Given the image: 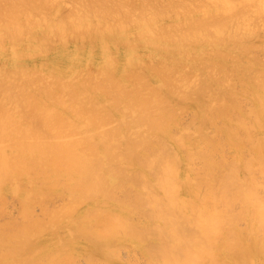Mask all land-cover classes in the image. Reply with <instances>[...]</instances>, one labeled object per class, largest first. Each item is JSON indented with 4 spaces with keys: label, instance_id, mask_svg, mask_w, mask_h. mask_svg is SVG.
<instances>
[{
    "label": "bare ground",
    "instance_id": "6f19581e",
    "mask_svg": "<svg viewBox=\"0 0 264 264\" xmlns=\"http://www.w3.org/2000/svg\"><path fill=\"white\" fill-rule=\"evenodd\" d=\"M50 1L56 2V0ZM103 1L89 0L83 5L85 9H77V12L71 9L62 13V6L57 0L58 6L52 13L61 15L62 20L60 25L55 24L53 32L64 37L62 33L65 31V26L69 25V29L79 34V37L93 43L97 41L104 52L109 45L128 42L127 36L130 34L126 31L128 27L125 30L121 27L112 28L110 23L109 26L107 24L108 19L120 18L125 23L124 27L128 26L126 22H131L133 16L136 17L133 15L134 12L130 11L132 9L130 6H134L133 3L136 7L135 1ZM151 1H149L150 5ZM158 2L163 4L159 8ZM45 4L46 0H0V19L4 22L2 24L8 38L21 36L22 31L28 27L27 30L30 32L31 16H39V10L43 11L42 7H46ZM153 4H157L155 8L148 4L149 11L144 14H147V17H141L145 22L142 23L141 28L136 27L139 30L135 34L145 33L146 36L152 34L153 42L165 38L169 46L178 48L171 52H176L179 56L181 53L179 51L185 53L189 45L201 42L202 36L213 37L210 41L211 44L215 42L214 52L203 57L204 52L202 53L201 47L196 48L193 54L198 55V57L194 56L198 61L193 58L192 62L195 60L193 62L195 66H190V69L207 70L210 74L207 78H211V83H214L212 80L214 79L216 85L214 83L210 86L208 82L207 85L196 87L197 85L195 83L192 85L190 80L184 86L197 94L198 102L188 106L183 103L181 106L173 107L169 100H172V103L174 100L172 97L168 99L164 92L168 91L172 96L177 97L180 88L171 82L169 75L171 77L172 75L167 74L168 70L164 67L156 68L159 64H152L154 67H142L143 72L140 70L139 74L132 71L135 68L131 70L129 66L131 74L125 79L129 80V83L135 80V84L123 83L124 80H121L123 75L114 74L119 70L117 65L110 67L113 63L109 61L111 64H108V58L107 61L101 60L102 66H95L99 68L100 74L97 76L101 78L98 79L94 74L88 73L85 80L82 77L85 74L83 73L79 75L82 79H77L76 82L69 76L72 67L64 71L54 68L51 71L53 76L51 84L46 83L49 82L48 80L43 82L38 78H31L35 76L32 75L34 72L27 75L30 67L27 68L26 65L23 67L27 69L26 72L12 70L20 73L22 77L19 78L20 75L12 73L14 76H10L15 78L18 76L19 80L12 78L15 82L12 81V85L10 83L11 87L6 84L0 85V207L5 203L2 202L3 199H9V196H3L4 192L11 191L14 197L20 196L18 198L25 205L24 211L21 210L25 222L23 221L22 226L20 221H17L19 224L11 222L2 225L3 227L0 225V264H66L63 261L68 258L76 259L75 256L84 253L86 257L88 256L85 258L89 260V264H100L98 260L100 255L103 257V264H112V260L118 257L117 247L114 244L122 242L131 244L128 246L131 249L125 246L128 251L140 249L146 253L149 257L148 264H264V196L261 195L264 193V182H262L264 181L262 180L264 179V75L263 69H259L262 75L260 78L251 75L252 71L256 70L252 68L254 66L252 54L259 45L255 46L257 41L253 42L256 38L248 37L253 33L243 34L247 36L244 39L237 37L239 32L248 30L249 23L255 20L254 12L263 15L264 0H154ZM152 8L157 9V12L155 13ZM78 12H81L80 16L77 15ZM43 17L40 19L42 20ZM75 19L78 22H75ZM40 22L37 24L40 25ZM118 23L124 24L119 21ZM27 30L23 33H27ZM46 33L40 39L42 42L49 39ZM209 33L211 36L208 35ZM214 38L217 40L214 41ZM258 39L260 43H264L260 37ZM186 43L188 48L183 50ZM22 53H18V57L15 58L24 55ZM172 53L170 54L178 57L177 54ZM138 60L141 63L142 60L139 58ZM88 61L90 62V59ZM108 67L116 71H108ZM91 70L93 72L94 69ZM98 70H94L96 71L94 73L97 74ZM30 71L31 69L28 70ZM124 74L126 77L125 72ZM46 75L48 76L47 73ZM10 76H5L6 83L10 82ZM253 76L257 77V81L256 78L253 80L255 82L252 81ZM222 78H226L227 85L218 88L222 84ZM250 81L255 87L260 81L257 89H252L254 85ZM250 83L253 85L252 88ZM163 90L165 91L162 92ZM214 90L215 92L220 90L218 93L222 94L223 98H219L216 93L218 100L216 97L211 102L209 98L206 100L204 92H211L214 95ZM234 90H242L243 95H248L249 92L253 94L252 99L258 110L253 109L254 104L250 100L253 107L251 105L248 111H252V115L256 113L254 119L245 109V113L243 112L245 116L240 111L237 113L240 114L239 116L242 115L239 122L233 123L239 118L231 119V115H235L236 108L234 110L233 106H229V103L226 105L222 100L239 97ZM250 96L252 95H248ZM225 97L228 98L224 99ZM246 97L244 99L247 101L248 97L247 99ZM240 103L234 104L239 105L237 109L241 110L243 107ZM185 111L193 115L192 121L189 120L190 124L176 133L181 126L175 119L179 112ZM125 113H128L126 115L129 120ZM109 115L120 121L121 129H118V126L115 129L113 126L114 130L109 128L108 131H102L101 127L108 128L109 123L106 121L112 119L111 117L108 119ZM251 119L255 120L254 123L251 121L252 124ZM230 121L236 125L234 129ZM105 123L107 127L104 126ZM218 123L226 131L223 127H219ZM128 130L130 132H127ZM171 130H175L176 134H171ZM209 131L213 132L210 133L212 136ZM224 131L228 133L227 140L236 147L230 158L228 156L233 153L231 150L230 154L226 152V157L223 153ZM255 131L260 134L259 140L256 134L253 135ZM239 132L241 136L242 133L244 134L240 140L236 139ZM132 135L133 137H130ZM234 139L244 145L254 143L251 145L252 150L244 145L242 147L247 149V151L245 149L246 154H250V151L256 152L255 155L250 154L254 156L253 160L250 155L248 159L247 156L244 158V150H240L239 147L242 144H237ZM260 140L263 144L258 143ZM219 153L223 164L217 159ZM218 166H221V169ZM254 170L260 172L262 179H255L254 174L248 177ZM55 192H65L64 196L68 200L64 199L67 202L64 203L66 206L61 209L62 204L58 207L61 209H58V212L54 209L53 213L52 207L49 208L50 210L47 208V211L53 214L52 217L48 216L53 220L52 223L51 221L47 223H51V226L56 223L55 228H58L57 223H60L61 218L63 217V220L67 216L70 221L68 218L70 216L71 224L66 223L69 224V232L62 236L63 238L59 232L49 234L42 223L43 219L34 220L29 216L32 214L30 208L36 202L34 199L38 202V199ZM30 194L36 197L32 198L34 203H31ZM27 203L31 204L30 208ZM236 204H239L237 210ZM134 215L136 217L143 215L144 220H137ZM240 222L245 225L243 229L237 226ZM72 233H75L74 238ZM75 235L84 238L86 243L79 246L75 240H72L77 238ZM149 235L156 237L158 241L145 246L142 242L147 241ZM20 252L25 256L23 259ZM46 260L47 262H44ZM127 262L133 263L132 260Z\"/></svg>",
    "mask_w": 264,
    "mask_h": 264
},
{
    "label": "rangeland",
    "instance_id": "374dc122",
    "mask_svg": "<svg viewBox=\"0 0 264 264\" xmlns=\"http://www.w3.org/2000/svg\"><path fill=\"white\" fill-rule=\"evenodd\" d=\"M79 0H59V3L61 4V9H62V13L63 12H65V11H69V10H71V9H74L76 12H77V9H79V10H81V9H85L84 8V6L83 5H85L87 2H89V0H80L79 2H78ZM87 1V2H86ZM100 1V0H99ZM103 0H101V2H102ZM106 0H104L103 2H105ZM135 1V3H136V7H135V4L133 3V5L134 6H130V7H132V9L130 10L131 12H134L133 13V15H136V17L135 16H133V18H132V16L130 17V18H132L133 20L129 23V22H126L127 23V25L128 26H125L124 27V25H125V23H124V21H121V19L120 18H116V19H120V20H116V19H108V26L110 25V27H112V28H124L125 30H126V28H127V32L128 33H130V34H132V35H134V36H132V35H128L127 36V38L129 39V43L128 42H120L121 44H116V45H109L107 48H105V49H107L105 52L103 51V48L100 46V44L97 42V41H95L94 43H95V45H94V43H93V41H88V39H83V38H81V36L79 37L75 32L73 33L70 29H69V25H66L65 26V31L62 33V36H64V37H61V34L59 35L58 33H56L55 31L53 32V30H54V28H55V26L57 25H60L61 24V15L59 16V15H56V14H54V13H52L53 12V10L54 9H56V7L58 6V4H57V0H56V2H51L50 0H46V4L44 5V6H46V7H42L44 10L43 11H41L40 12V10H39V13H37L36 12V14H39V16H37L36 14H33L34 16L36 15V17H38L39 19L41 18V17H43V14L45 13L46 14V20L44 19V17L42 18V20L40 19H37L36 17H33V16H31L30 18V25L29 26H32V28H30V29H32V30H30V32L27 30L28 28H25V30H27L28 32L27 33H30V34H27V33H23V31L24 32H26L25 30H23L22 31V33H21V36H19V35H17L16 37H13V38H10V40H13V41H10L9 40V38H8V36L6 35V30H5V27H3V24L2 23H4V22H2L1 20L2 19H0V21H1V23H0V85H3V84H6L7 86H9L10 85V83H11V85L13 84L12 83V78L14 79L15 77H11V76H14V75H20V73L21 72H26L25 70H27V69H23V67H26V66H28L27 68H29V69H31V71L30 72H28V70H27V75H28V73H33L34 72V74H32V75H35L34 77L31 75V74H29V76H32L31 78H34V79H40V80H48L49 82H46L47 84H51L52 83V78H53V76H52V74H51V71H53V69L55 68V69H59V71H64V70H67V69H69V68H71L70 70H69V72H70V74H69V76H70V79L73 81H75V80H81L82 79V77H84L85 78V80L87 79L86 78V75L89 73H91V74H94V77L95 76H97L98 74H100L99 73V68L98 67H100V66H102L103 65V62H101V60L103 61V59L104 60H106L107 61V58H108V61H107V63L109 64L111 61H112V63H113V65L111 64L110 65V67H113L114 65H115V67H116V65H117V68H118V70H119V72H117L116 71V69H113V70H115L116 71V73H114V74H120L119 76H122L121 78V80H124V82L123 83H128V84H132L134 81H131V83H129L130 81L129 80H126L125 78H127V76H129V74H131L130 72V69L132 70V68H135V69H133L132 71H134V72H136L137 74H139V73H141V71L143 72V70H141V68L142 67H145V66H153V65H157V64H159V65H157L158 67H156V68H159V67H161V68H165L166 70H168L167 71V74L169 73V74H171L172 75V77L169 75V78H170V80H171V82H173V83H175V85H177L179 88H180V90H178V92H177V97H175L174 95L172 96L171 95V93L170 92H164L165 90H163L162 92H164V95H166V97L169 99H171V97H172V99L174 100L173 101V103H172V100H169L170 102H171V105L173 106V107H175L176 105H179V106H181L183 103V105H189V104H194V103H197L198 102V96H197V94L196 93H194V92H192V90H187L186 89V87L187 86H184L185 85V83H187V82H190V80H191V83H192V85L195 83V85H197L196 87H198V86H201V85H205L206 83H208V82H210V86L212 85V84H214L215 83V85H216V81L214 80V79H212L213 80V82L214 83H211V78H207V76H209L210 74H209V72L207 71V70H205V69H200L199 71H192L191 69H190V66H195L194 64L195 63H193L197 58H194V56H196V57H198V55H194L193 53V51H195L196 52V48H199V47H201V49L203 50L202 51V53L204 54L203 55V57H205V56H208V55H211L213 52H214V50H215V42L213 43V44H211V41L213 40V37H208L207 35L206 36H202L203 38L201 39V42L199 41L198 43H196L195 45L194 44H191V45H189V48H188V43H186V47L183 49V50H185V49H187L188 48V51H185V53H184V51H183V53H182V50L181 51H179V52H181L182 54H184L183 56H181L182 54L181 53H179L180 54V56L176 53V52H171V51H173V47H172V45L171 46H169L170 44H169V42L165 39V38H163L162 40H159V41H154L153 42V38L151 37V36H153L152 34H150L149 36H146V34L144 35V34H135V32L137 31V30H139V28H141L142 26H143V22H145V20H141V17L143 16H145V17H147V14L146 15H144L146 12L148 13V7L149 6H153L154 8H155V5H157V4H153L154 3V0H153V2L151 1V0H148V1H146L145 0V2L144 1H142L141 2V0H137V2H136V0H133L132 2H134ZM149 1H151L152 3H151V5H150V2ZM161 1H163V0H161ZM72 2V3H71ZM77 2V3H76ZM146 2H148L147 4H146ZM156 3V2H155ZM64 4V5H63ZM79 4V5H78ZM148 4H149V6H148ZM162 4V3H161ZM161 4H159V2H158V8L160 7V5ZM140 5V6H139ZM143 5V6H142ZM163 5V4H162ZM74 6V7H73ZM145 6V7H144ZM78 7V8H77ZM114 7H116V6H114ZM134 7V8H133ZM137 7H139V9L137 8ZM42 8H41V10H42ZM46 8V9H45ZM129 8V7H128ZM136 8V9H135ZM157 8V7H156ZM113 9H116V8H113ZM130 9V8H129ZM145 11H143V10ZM254 9V8H253ZM252 9V10H253ZM152 10H154L155 11V13L157 12V9H153L152 8ZM264 10V9H263ZM262 10V11H263ZM46 11H48L49 13H47ZM137 11V12H136ZM255 11V10H254ZM81 12H83V10L81 11ZM81 12H78V16H80L79 14L81 13ZM141 12H143V13H141ZM32 13H34V12H32ZM31 13V14H32ZM41 13H43V14H41ZM263 13V15L259 12H254V18L253 19H255V20H253V21H251L250 23H249V27H248V30H243L242 31V33L241 32H239V34H237L238 36V38H240V39H244V38H246L245 36H243V34H245V33H249V32H252L253 34H251L250 36H248V37H250V38H256L255 40H253V42L254 41H257V42H255L256 43V45L255 46H257V44H259L260 46H262V47H260L259 45V47L257 46V47H255V49H254V52H253V56H252V58H254V64L252 63V62H250V63H252L254 66H252V68H253V70L256 68V70L255 71H252V73H251V75L253 74L254 76H257L258 78H260V76H262L261 75V73L259 72V69H263V75H264V43H260V39H258L259 37L264 41V12H262ZM30 14V15H31ZM44 14V15H45ZM51 14V15H50ZM83 14V13H82ZM131 15H132V13H131ZM41 16V17H40ZM77 16V17H78ZM48 17H49V19H48ZM134 17H135V21L136 20H141L140 22H138V21H134ZM256 17V18H255ZM36 18V19H35ZM144 19V18H143ZM256 19H258V20H256ZM76 21L75 22H78L77 21V19H75ZM131 20V19H130ZM41 21V22H40ZM72 21H73V19H72ZM111 21V22H110ZM112 21H113V23H112ZM118 21L119 22H121V24L122 23H124L123 25H120V23H118ZM40 22V25L39 24H37V23H39ZM52 22V23H51ZM51 23V24H50ZM110 23V24H109ZM162 23H164V22H162ZM162 23H160V24H162ZM56 24V25H55ZM104 24H106L105 22H104ZM120 25V26H117V25ZM130 24H132V25H130ZM34 26V27H33ZM116 26V27H115ZM132 26V27H131ZM139 26V28L137 29L136 27H138ZM144 26H145V24H144ZM39 27V28H38ZM48 27V28H47ZM51 27V28H50ZM68 27V28H67ZM50 28V29H49ZM34 29V30H33ZM47 29H48V33H46L47 32ZM123 29V30H124ZM261 29V30H260ZM133 31V32H132ZM213 31V30H212ZM255 31V32H254ZM126 32V33H127ZM262 32V33H261ZM5 33V34H4ZM32 33V34H31ZM42 33V34H41ZM46 33V35L47 36H49V39L47 40V41H45V42H42L40 39H41V37H43V34H45ZM52 33H54L53 35H52ZM211 33H213V32H211ZM258 35H257V34ZM6 35V36H4L5 37V39H2V38H4L3 37V35ZM36 34V35H35ZM57 34V35H56ZM74 34H75V36H74ZM255 34V35H254ZM263 34V35H262ZM27 35H30V36H27ZM46 35H44V36H46ZM59 35V36H58ZM137 35V36H136ZM138 35H142V36H138ZM208 35H210V33L208 34ZM18 36H19V39H18ZM35 36H37V37H35ZM51 36V37H50ZM56 36V37H55ZM131 36V37H130ZM145 36V37H144ZM211 36V35H210ZM212 36H214L213 34H212ZM255 36V37H254ZM258 38H257V37ZM39 37V38H38ZM54 37V39H52ZM62 39H61V38ZM72 37H74V38H72ZM77 37H79V38H77ZM83 37V36H82ZM134 37H135V39H134ZM143 37V38H142ZM17 39V41H16V39ZM26 38L28 39V40H26ZM31 38H35L34 40H32ZM37 38V39H36ZM56 38V39H55ZM58 38H60V40L58 39ZM210 38H212V40L210 39ZM3 40V42H2V40ZM51 39V40H50ZM58 39V40H57ZM71 39V40H70ZM75 39V40H74ZM80 39V40H79ZM165 39V40H164ZM55 40V41H54ZM64 40V41H63ZM77 40V41H76ZM87 40V41H86ZM211 40V41H210ZM217 40V39H216ZM215 40V38H214V41H216ZM262 40H261V42H262ZM38 41H40L39 43H41V44H39V43H37ZM55 43H54V42ZM56 41H57V43H56ZM10 42H13V44H15V46L12 44V43H10ZM22 42V43H21ZM61 42V43H60ZM74 42H75V44H74ZM86 42V43H85ZM158 42V44H156ZM219 42V41H218ZM4 43V44H3ZM39 44V45H37V44ZM53 43V44H52ZM85 44V45H83V44ZM89 43H91V45L89 44ZM135 43H137V45L135 46V44L133 45V44ZM217 43V42H216ZM28 44V45H27ZM34 44V45H33ZM37 46H36V45ZM68 44V45H67ZM99 44V45H98ZM148 44V45H147ZM199 44V45H198ZM13 45V46H12ZM27 45V46H26ZM53 45H55V46H53ZM94 45V46H93ZM124 47H123V46ZM149 45H151V46H149ZM154 45H156V47L154 46ZM203 45V46H202ZM31 46H33L32 47V49L34 48V49H36V50H32L31 49ZM41 46V48H39ZM97 46H99V47H97ZM119 46V47H118ZM126 46V47H125ZM134 46V47H133ZM139 46H140V48H139ZM153 46V47H152ZM168 46H169V48H168ZM212 46H213V48H212ZM215 46V47H214ZM25 47H27V49H28V47H29V49L27 50H25ZM36 47V48H35ZM79 47H81V48H79ZM88 47V48H87ZM117 47V48H116ZM128 47V48H127ZM39 48V49H38ZM84 48V49H83ZM94 48V49H93ZM172 48V49H171ZM41 49V50H40ZM87 49V50H86ZM99 49H100V51H99ZM176 49H178V48H176ZM176 49H174V50H176ZM12 50H15V51H12ZM117 51V52H116ZM23 52V53H22ZM27 52V53H26ZM39 52V53H38ZM40 52L43 54H40ZM99 52H100V54H99ZM24 54V55H20L19 56V58H15L17 55H19V54ZM34 53V54H33ZM45 53V54H44ZM91 53H92V55H91ZM124 53V54H123ZM143 53V54H142ZM151 55H150V54ZM170 53H172V54H177L178 55V57L177 56H175V55H171ZM16 54V55H15ZM30 54V55H29ZM36 54V56H34ZM148 54V55H147ZM190 54H191V56H190ZM37 55H39V56H37ZM90 55V56H89ZM97 55H99V56H97ZM102 55V56H101ZM154 55V56H153ZM186 55V56H185ZM193 55V56H192ZM25 56H26V58H25ZM139 56V57H138ZM141 56V57H140ZM144 56V57H143ZM152 58H151V57ZM170 56V57H169ZM171 56H173V57H171ZM18 57V56H17ZM42 57V58H41ZM45 57V58H44ZM102 57V58H101ZM189 57V58H188ZM202 57V58H203ZM24 58V59H23ZM31 58V59H30ZM101 58V59H100ZM138 58L139 59H141L142 61H141V63H140V60H138ZM187 60H186V59ZM195 59V60H193V62H192V59ZM90 59V62H91V65L89 66V60ZM91 59H92V61H91ZM110 59V60H109ZM129 61H128V60ZM130 59H131V61H132V63H130L131 61H130ZM190 59V60H189ZM184 60H186V61H184ZM43 61V62H42ZM96 61H98V63H96ZM100 61V62H99ZM110 61V62H109ZM144 61V62H143ZM182 61V62H181ZM198 60H196V62H197ZM228 61V60H227ZM45 62V63H44ZM118 62V63H117ZM156 62V63H155ZM174 62H177L178 64H173ZM184 62H186V63H184ZM229 62V61H228ZM36 64V66L34 67V65ZM73 63V64H72ZM100 63H102V65L100 64ZM199 63V62H198ZM257 63V64H256ZM44 64H46V66L44 65ZM86 64H88V66H86ZM136 64V65H135ZM140 64H141V66H140ZM153 64V65H152ZM186 64V65H185ZM191 64V65H190ZM251 64V65H252ZM256 64V65H255ZM26 65V66H25ZM42 65H44V66H42ZM77 66V69H76V66ZM98 65V67H95V66H97ZM133 65V66H132ZM178 65H180L179 66V68H176ZM188 65V66H187ZM250 65V66H251ZM39 66V67H38ZM82 66V67H81ZM130 66V69H128V67ZM171 66H173V68L171 67ZM174 66H176L175 68H174ZM183 66V67H182ZM48 67V68H47ZM85 67H87V68H85ZM90 67V68H89ZM110 67H108V71L110 70V71H113L112 70V68H110ZM154 67V66H153ZM94 69V70H98V72H97V74H95L94 72H96V71H94L93 70V72H92V70L91 69ZM97 68V69H96ZM170 68H172V69H170ZM186 68V69H185ZM21 69H22V71H21ZM75 69H76V71H75ZM86 69V70H85ZM90 69V70H89ZM107 69V68H106ZM126 70V71H124L125 73H126V77L124 76L125 74H124V72L123 71H120V70ZM173 69H175V70H173ZM12 70H14V71H19L20 73H18V72H13ZM24 70V71H23ZM33 70V71H32ZM34 70H36V71H34ZM39 70V71H38ZM73 70L75 71V72H73ZM89 70V71H88ZM141 70V71H140ZM171 70V71H170ZM173 70V71H172ZM179 70V71H178ZM184 70V71H183ZM11 73H9V72ZM86 71V72H85ZM130 71V72H129ZM140 71V72H139ZM170 71V72H169ZM185 71H187V72H185ZM188 71L190 72V73H188ZM257 71V72H256ZM133 72V73H134ZM182 72V73H181ZM184 72L185 73H187V76H188V78L189 79H187V76L184 74ZM213 72V71H212ZM215 72V71H214ZM254 72H256L257 73V75H256V73L254 74ZM9 75H8V74ZM12 73H14V75H12ZM46 73L48 74V76L46 75ZM79 73V74H78ZM83 73H85V74H83ZM113 73V72H112ZM135 73V74H136ZM5 74V75H4ZM7 74V75H6ZM23 74H25V73H23ZM38 74V75H37ZM73 74V75H72ZM75 74V75H74ZM82 75V77L81 78H79V75ZM128 74V75H127ZM174 74V75H173ZM181 74H183V76L181 75ZM11 75V76H10ZM44 75V76H43ZM46 75V76H45ZM85 75V76H84ZM133 75V74H132ZM142 75V74H141ZM176 75H178V77L176 76ZM5 76H10V82H7L6 83V79H5ZM52 76V77H51ZM71 76H73V77H71ZM75 76H77V77H75ZM90 76V75H89ZM135 76V75H134ZM143 76V75H142ZM146 76H147V74H146ZM253 76V77H254ZM22 77V75H20V77L19 78H21ZM45 77H47V79L45 78ZM48 77H51V78H49V79H51V80H49L48 79ZM98 77V79H99V77L101 78V76H97ZM133 77V76H132ZM186 77V78H185ZM252 77V76H251ZM257 77H254L253 79L252 78H250V80L252 79V81L256 78V80L255 81H257ZM7 78V77H6ZM17 78V79H16ZM15 79L16 80H19V78H18V76L16 77ZM74 78H76V79H74ZM83 78V79H84ZM120 78V77H119ZM145 78V77H144ZM201 79H202V81H201ZM204 79V80H203ZM207 79V80H206ZM264 79V78H263ZM70 80V81H71ZM77 80V81H78ZM206 80V81H205ZM43 81V82H44ZM136 81H138V80H136ZM193 81V82H192ZM205 81V82H204ZM250 81L253 85H254V83L253 82H255V81ZM261 81V80H260ZM260 81H258L257 82V86H258V84H259V82ZM13 82H15V81H13ZM76 82V81H75ZM201 82V83H200ZM45 83V84H46ZM250 83V87L252 88V84ZM134 84H135V82H134ZM136 84H138V82L136 83ZM11 85H10V87H11ZM207 85V84H206ZM227 85V80H226V78H222V84L221 85H219L218 86V88H224L225 86ZM208 86H209V84H208ZM222 86V87H221ZM256 86V87H257ZM216 87V86H215ZM255 87V85H254V88H252V89H255L256 88ZM217 88V87H216ZM257 89V88H256ZM90 91V90H89ZM218 91H220V90H216V92H215V90H214V95H213V93L211 94V92H204V96H205V98H206V100L209 98L210 99V102L211 101H213V100H215V97H216V95H219V98L220 97H222V94L220 95L219 93H218ZM237 91V94L236 95H239V97L238 96H235V97H232V98H230V99H228V100H222V101H224V103L226 104H228L229 103V106H233V108H234V110H235V108H236V110L234 111L235 113V115L237 114V113H240V111H241V114H243L244 116H245V109H246V113H247V111H248V109L250 108V106L252 105V107H253V104H254V100L252 99L253 98V94H251L249 91V93H248V95H252V96H250V97H248V95H246V94H242V90H236ZM236 91L234 90V92L236 93ZM255 91V90H254ZM257 91H259V90H256V92ZM260 92V91H259ZM179 93L182 95V97H183V99H184V102H183V99H182V97H181V95H179ZM216 93H218V94H216ZM240 93V94H239ZM244 93V92H243ZM246 93H247V91H246ZM253 93V92H252ZM185 94V95H184ZM208 94V95H207ZM216 94V95H215ZM242 94V95H241ZM181 97V99H180V97ZM207 96V97H206ZM242 96H244V98H245V96H247L248 97V99H247V97H246V99H247V101L242 97ZM236 97H238V99L240 100L241 98L243 99V100H240V101H236V100H238ZM175 98H177V100H180V101H176V99ZM214 98V99H213ZM217 98V97H216ZM223 98V97H222ZM228 98V97H227ZM226 97L224 98V99H227ZM249 98H251V99H249ZM217 100H218V98H217ZM251 100V102L253 103V104H250L251 102H249ZM242 101H244V102H242ZM194 102V103H193ZM238 103V102H241L240 103V106L241 107H243V108H241V110L240 109H237V107L239 108V105H235L234 103ZM226 104V105H227ZM243 105V106H242ZM246 106V107H245ZM255 108H257V105L255 106V104H254V108L253 109H255ZM244 109V110H243ZM251 109V108H250ZM249 109V110H250ZM257 110H258V108H257ZM256 110V111H257ZM239 111V112H238ZM244 112V113H243ZM248 112H250V111H248ZM253 112H255V110L253 111ZM129 113V112H128ZM128 113H125V115L127 114L128 115ZM180 114L179 115H177V118L175 119L176 121H178V123H179V125L181 126V127H179L178 128V131H176V133L177 132H181V128H184L186 125H188V124H190V121L189 120H191L192 121V117H193V115L190 113V112H179ZM252 113V111L250 112V115H251V118H255L256 116H255V114L254 115H252L251 114ZM217 114H219V113H217ZM124 115V116H125ZM126 115V116H127ZM233 115V114H232ZM231 115V119H235V117H239L237 120L235 119L234 121H233V123L235 122V121H238L239 119H240V117L242 116H239L240 114H237V116H235V115H233L232 116ZM248 115H249V113H248ZM247 116V115H246ZM254 116V117H253ZM112 118V119H110V120H112V121H110V120H108L109 118ZM229 118V119H230ZM108 121H106L107 123H109L108 124V128H106L105 129V127H101V129H102V131H108V130H110V129H112L113 128V126L115 127V129L117 128L116 126H118V129H121L122 128V126L119 124L120 123V121H118L117 119H115L112 115H109V117H108ZM116 121H115V120ZM127 119L129 120V118H128V116H127ZM222 119H224V118H222ZM115 121V122H114ZM199 121H201V120H198V122ZM220 122L219 123H221V120H219ZM252 119L250 120V123L252 124V122L254 123V121L255 120H253L252 122ZM111 122V123H110ZM231 122V121H230ZM239 122V121H238ZM237 122V123H238ZM107 123H105L106 125H104V126H106L107 127ZM112 123H115V125H113ZM219 123H218V126L219 127H223L222 125L220 126L219 125ZM236 123V122H235ZM234 123V124H235ZM236 123V124H237ZM119 124V125H118ZM231 124H232V122H231ZM230 124V125H231ZM234 124H232V125H234ZM120 126H121V128H120ZM235 126L236 125H234V126H232L233 127V129L235 128ZM110 128V129H109ZM134 128V127H133ZM171 129H174V128H171ZM223 129L226 131V129L223 127ZM112 130H114V128L112 129ZM135 130V129H134ZM134 130H133V132H134ZM175 130H176V128H175ZM175 130H171V134L172 133H175L174 131ZM180 130V131H179ZM213 129H210V131H212ZM132 131V130H131ZM136 131V130H135ZM208 132L209 134L211 133V132ZM225 131H224V133H223V140H222V144H224L225 146H224V150H223V153H224V155H225V157L227 156L226 155V152H230L231 153V151L233 152V153H229L230 154V156H228L229 158L230 157H232L231 155L232 154H234V151L236 150V147L234 146V145H232L231 144V142L230 141H228L227 140V135H228V133L226 134L225 133ZM127 132H130V130H128ZM132 132V133H133ZM137 132V131H136ZM256 132V131H255ZM253 132L254 134L253 135H257V137L256 136H254V137H256V138H258V135H260L258 132ZM175 133V134H176ZM134 134V133H133ZM211 134H213V132L211 133ZM210 134V136H212ZM226 134V135H225ZM241 134V132H239V133H237V138L236 139H242L243 138V136H244V134L242 133V136L240 135ZM225 135V136H224ZM130 137H133V135L132 136H130ZM260 137V136H259ZM261 138V137H260ZM260 138H258L257 140H259ZM236 139H234V141L237 143V141H236ZM262 139H263V137H262ZM238 140V141H239ZM241 141H243V140H241ZM264 141V140H263ZM263 141L262 140H260L258 143H262L263 144ZM165 142V141H164ZM235 142H233V143H235ZM246 142H251V141H246ZM166 143V142H165ZM230 143V144H229ZM238 143H241L242 144V142H238ZM237 143V144H238ZM245 143V142H244ZM253 143V142H252ZM243 145L244 144H242V145H238L239 147H240V150H244L243 152V155H244V158L247 156V158L246 159H248V155H250V154H252V155H255L256 154V152H254V151H250L249 153L250 154H246V151H247V149L246 148H248L249 149V147H250V149L252 150V147H251V145H254V143L253 144H251V145H248V143H246L245 145H244V147H246V148H242L243 147ZM227 146V147H226ZM229 146V147H228ZM231 146H234V147H231ZM237 146V145H236ZM254 147V146H253ZM234 148V149H233ZM238 148V147H237ZM239 149V148H238ZM245 149H246V151H245ZM231 150V151H230ZM255 150V149H254ZM221 152V151H220ZM253 152V153H252ZM227 153V154H228ZM149 154L151 155V152L149 151ZM221 153H219L218 155V157H220V158H218L217 157V159L219 160V162H221V164H223V162H222V160H221V158H222V156L220 155ZM223 155V156H224ZM252 155H250V157H251V159L253 160V158L252 157H254V156H252ZM256 158V157H255ZM254 158V159H255ZM228 159V158H227ZM250 159V158H249ZM255 162H257L256 161V159L254 160V163ZM220 164V165H221ZM256 164V163H255ZM221 167V166H220ZM219 166H218V168H220ZM257 168V167H256ZM255 168V169H256ZM221 169V168H220ZM258 169V168H257ZM257 169H256V171H257ZM255 170H254V172H256ZM217 172V171H216ZM219 172V171H218ZM217 172V173H218ZM252 173V174H249V176L248 177H250V175H253L254 174V178L256 179V178H258V179H262V175L260 174L259 175V173L260 172H256V174L255 173ZM257 175V176H256ZM253 177V176H252ZM257 179V180H258ZM262 180H264V179H262ZM259 181V180H258ZM260 182V181H259ZM262 182H264V181H262ZM14 183V182H13ZM12 186V185H11ZM11 186H8V188H10ZM27 186V185H26ZM25 187V186H24ZM27 188V187H26ZM25 188H23V190H24ZM21 190H22V188H21ZM14 194V193H13ZM12 193H11V191H8V192H4V195L3 196H5V197H8L9 199H7V198H5V197H3V198H5V199H3L2 200V202H5L4 203V205L3 206H1L0 207V225H1V227H3L2 225H4L5 226V224H7V223H11V222H13V224H19V222H17V221H20V225L22 226V224H23V221L25 222V220L23 219V217L24 216H22V211H24V207H25V205L21 202V199L20 198H18V197H20V196H16L15 195V197H14V195H13ZM57 194H59V195H57ZM60 194H61V196H60ZM66 193L65 192H55V194H52V195H50V196H46L45 198H41L40 200L38 199V202H37V200H35L34 198H36L34 195H33V197L31 196V194H30V198H31V203L33 202V199H34V204H32L33 205V207L31 206V204H29V203H27L28 204V206L30 205L31 206V208H30V206H29V208H30V210H31V212H32V214L31 215H29V216H32L33 218H34V220H36V218L37 219H40L41 221H42V219L45 221H42V223L45 225V227L47 228V231H48V233L49 234H52V233H60L61 235V238H63L65 235H67L68 234V232H69V224H71L70 223V221L72 220L71 219V217L69 216L68 218H70V221H69V219H67V216H66V219H63L62 220V218H61V220H60V223L58 222L57 223V225H58V228H55L56 227V223L55 224H53L52 226H54V227H52L51 226V223H52V219L51 218H49L51 215H53V214H51L52 212L51 211H47V208H48V210H50L49 208H51L52 209V211H53V213H54V209L58 212L59 210H61V209H63V207H65L66 205V201L64 200V199H66L65 198V195ZM13 195V196H12ZM262 196H264V193H262L261 194ZM12 196V197H11ZM57 196V197H56ZM61 197V198H60ZM63 197V198H62ZM33 198V199H32ZM60 198V199H59ZM116 198V197H115ZM118 198V197H117ZM55 199V200H54ZM45 200V201H44ZM66 200H68V199H66ZM15 201V202H14ZM41 201V202H40ZM9 202V203H8ZM30 202V201H29ZM65 203V204H64ZM6 204V205H5ZM20 204V205H19ZM44 204V205H43ZM51 204V205H50ZM63 204V205H62ZM43 205V206H42ZM62 205V206H61ZM237 205H239V204H236V210H237ZM22 206H23V208H22ZM62 207L61 209L60 208H58V207ZM19 207V208H18ZM43 207H45L44 209H42ZM240 207V206H239ZM130 208L131 209H133V207H131L130 206ZM19 209V210H18ZM34 209V210H33ZM59 209V210H58ZM22 210V211H21ZM134 210H135V208H134ZM238 210H239V208H238ZM44 211H46L45 213L46 214H48V212L50 213V214H48V215H46L45 213H44ZM55 211V212H56ZM9 212V213H8ZM33 213H34V215H33ZM43 213V214H42ZM141 213V212H140ZM139 213V214H140ZM144 213V212H143ZM14 214V215H13ZM15 215H17V216H15ZM43 215H44V217H43ZM50 215V216H49ZM136 215V214H135ZM134 215V216H135ZM145 215V214H144ZM36 216V217H35ZM47 216V217H46ZM49 216V217H48ZM21 217V218H20ZM52 217V216H51ZM133 217V216H132ZM142 217L144 218V216L142 215ZM141 216H139L138 217V215H137V217L135 216L134 218L135 219H141V220H144L143 218H142ZM1 218H3V219H1ZM46 218V219H45ZM64 218H65V216H64ZM5 220V221H4ZM51 221V223H47V222H50ZM55 221V220H54ZM67 221H69V222H67ZM57 222V221H56ZM72 222V221H71ZM66 223H69V224H66ZM50 224V225H49ZM62 225H63V227H62ZM49 226H50V228H49ZM60 226V227H59ZM237 226L240 228V229H243L244 228V226L245 225H243V223H238L237 224ZM52 227V228H51ZM55 233V234H56ZM54 234V235H55ZM73 234H75V233H72V236H73ZM63 236V237H62ZM75 237H77L76 239H73L74 238V236H73V238H72V240H75V242H77V244L79 245V246H83L84 245V243H86V240L84 239V238H82V237H78V235L76 236L75 235ZM84 239V240H83ZM62 240V239H61ZM155 240V241H154ZM156 241H158L157 240V238L156 237H153V236H151V235H149L148 236V238H147V241H145V242H142V243H144V245L145 244H153V243H157ZM130 243L129 242H122L121 244H118V243H116V244H114V246L115 247H117V253H118V257L117 258H115V260H112V264H124V263H126V264H128V260H132L133 261V263H130V264H148V262H149V257L147 256V254L146 253H144L142 250L140 251V249H135L134 251H128L129 249H131V248H129L128 246H131V244L129 245ZM123 245V246H122ZM125 246H127V247H125ZM146 246V245H145ZM124 249H123V248ZM127 248V249H126ZM66 250V249H65ZM124 255V257H122L123 255ZM130 254V255H129ZM20 256L22 257V259L25 257L24 255H21V252H20ZM83 256V257H82ZM103 256H104V254H103ZM127 256V257H126ZM130 257V259H128L129 257ZM75 257H77L76 259L75 258H68L67 259V256H65V258L67 259V260H65V261H63L64 263H66V264H76L77 262H78V264H89V260L88 259H86L87 257H86V255H85V253L84 254H80V255H78V256H75ZM86 257V258H85ZM83 258V259H82ZM101 258V259H100ZM120 258V259H119ZM132 258V259H131ZM71 259V260H70ZM114 259V258H113ZM123 259H124V261H123ZM78 260H80V261H78ZM82 260V261H81ZM83 260H86V261H83ZM98 260H100L99 262H100V264H103L104 262H103V257H102V255H100V257H99V259ZM71 261H73V262H71ZM44 262H47V260L46 261H44ZM45 264V263H44ZM57 264V263H56Z\"/></svg>",
    "mask_w": 264,
    "mask_h": 264
}]
</instances>
